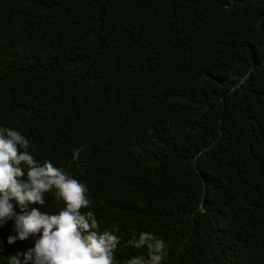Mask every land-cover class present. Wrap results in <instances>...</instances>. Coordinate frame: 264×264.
<instances>
[{
	"label": "trees",
	"instance_id": "trees-1",
	"mask_svg": "<svg viewBox=\"0 0 264 264\" xmlns=\"http://www.w3.org/2000/svg\"><path fill=\"white\" fill-rule=\"evenodd\" d=\"M0 127L88 187L118 264L141 232L162 264H264V0H0ZM13 224L0 264L35 244Z\"/></svg>",
	"mask_w": 264,
	"mask_h": 264
},
{
	"label": "clouds",
	"instance_id": "clouds-1",
	"mask_svg": "<svg viewBox=\"0 0 264 264\" xmlns=\"http://www.w3.org/2000/svg\"><path fill=\"white\" fill-rule=\"evenodd\" d=\"M29 148L23 134L0 127V227L14 222L10 245L35 238L34 247L10 256L8 264H118V229L101 231L95 213L83 211L93 203L88 187L50 160H37ZM81 151H74V159ZM50 193L63 204L57 214L41 211ZM127 245L146 253L123 264H162L168 255L167 243L149 232L133 236Z\"/></svg>",
	"mask_w": 264,
	"mask_h": 264
}]
</instances>
